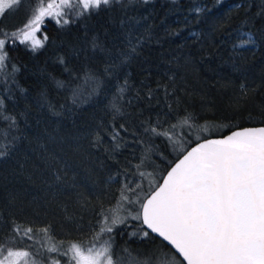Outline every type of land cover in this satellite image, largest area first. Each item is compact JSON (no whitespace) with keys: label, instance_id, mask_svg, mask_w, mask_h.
I'll list each match as a JSON object with an SVG mask.
<instances>
[{"label":"trees","instance_id":"obj_1","mask_svg":"<svg viewBox=\"0 0 264 264\" xmlns=\"http://www.w3.org/2000/svg\"><path fill=\"white\" fill-rule=\"evenodd\" d=\"M37 2L6 11L0 29L22 27ZM68 18L74 22L63 26L45 19L41 32L49 39L36 52L7 46L0 72L5 248L32 251L44 227L53 242L89 245L101 212L110 215L126 186L135 189L127 192L131 200L143 199L197 142L264 126V0H123ZM185 118L191 127L180 126ZM116 130L119 147L111 139ZM124 209L120 215L128 216L139 205ZM15 225L32 227L33 239ZM144 230L130 218L116 226L114 259L174 254Z\"/></svg>","mask_w":264,"mask_h":264},{"label":"snow or ice","instance_id":"obj_2","mask_svg":"<svg viewBox=\"0 0 264 264\" xmlns=\"http://www.w3.org/2000/svg\"><path fill=\"white\" fill-rule=\"evenodd\" d=\"M122 2L38 0L22 27L12 32L0 29V72L8 66V45H25L32 52L44 47L49 39L41 32L46 18L57 25H68L74 22L68 18L70 15L76 18L90 16ZM20 3L21 0H0V17ZM250 43L252 41L248 40L240 46ZM136 50V46L130 49L133 53ZM13 71L18 69L13 66ZM3 104L0 99V109ZM185 125L191 127L189 118H185L180 126ZM172 127L175 129L177 125ZM150 130L176 142L169 132H157L155 127ZM120 136L121 132L116 130L111 137L116 141V147L120 146L117 139ZM5 154L0 151V156ZM153 189L145 198L138 197L133 201L127 192L135 189L126 186L117 206L108 210L110 215L101 212L100 227L90 246L69 241L65 249L63 241L53 242L48 227L38 229L43 234L46 251L68 256L67 264H149L131 253L124 259H114L110 234L130 218L138 221L141 229L150 230L171 245L185 264H264V127L244 128L222 139H207L197 144L167 172L162 183L153 185ZM126 203L138 204L139 209L135 214L121 216ZM13 230L33 239L32 227L15 225ZM147 230L142 231L145 237L149 236ZM0 264L38 262L28 250L0 246ZM50 264L61 262L52 258Z\"/></svg>","mask_w":264,"mask_h":264},{"label":"rangeland","instance_id":"obj_3","mask_svg":"<svg viewBox=\"0 0 264 264\" xmlns=\"http://www.w3.org/2000/svg\"><path fill=\"white\" fill-rule=\"evenodd\" d=\"M22 1V0H21ZM28 3V0H26ZM180 149H178L179 151ZM39 243L34 244L33 250L30 251L33 253V259H35L38 264H50L52 258L60 260L61 264H67L68 256L60 255L59 253H49L44 247V241L38 240ZM90 246L86 245L85 247ZM64 248H67V243H64ZM128 256L121 255L118 259H124ZM140 261H149V264H173V262H178L181 264L180 260L172 253H162L160 255L152 256H134Z\"/></svg>","mask_w":264,"mask_h":264},{"label":"water","instance_id":"obj_4","mask_svg":"<svg viewBox=\"0 0 264 264\" xmlns=\"http://www.w3.org/2000/svg\"><path fill=\"white\" fill-rule=\"evenodd\" d=\"M259 127H264V126L244 127V128H259ZM244 128L235 129V130H233V131L242 130V129H244ZM233 131H231V132H229V133H227V134H225V135H223V136H219V137H209V138H206V139H204V140H201V141L197 142L196 144H194L193 146H191L187 151H190L191 148L195 147V146H196L197 144H199V143H203V142H204L205 140H207V139H222V138L226 137L227 135H230ZM187 151H186V152H187ZM186 152H185L184 154H186ZM184 154H182V155H181V156H180V157H179V158H178V159H177V160L171 165V167L166 171V173L164 174V176H166L167 172L170 171L171 168L174 167L175 164L178 163L179 160L183 158V155H184ZM164 176H163V177H164ZM162 182H163V178L161 179L160 183H162ZM160 183H159V184H160ZM145 230H147V229H145ZM147 231H149V234H151L152 236L156 237V238L159 239L161 242H163L167 247H169V248L172 250V252H173V253H174V254H175V255L181 260V262H182L183 264H185V262H183V260H182V257H180L179 254L175 252V249L172 248L171 245H169L166 241H164L161 237L157 236L155 233H151L150 230H147Z\"/></svg>","mask_w":264,"mask_h":264}]
</instances>
